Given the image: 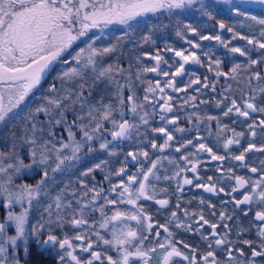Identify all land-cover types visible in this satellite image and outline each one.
<instances>
[{
	"label": "snow or ice",
	"instance_id": "1",
	"mask_svg": "<svg viewBox=\"0 0 264 264\" xmlns=\"http://www.w3.org/2000/svg\"><path fill=\"white\" fill-rule=\"evenodd\" d=\"M222 2L229 6L228 12L242 23L247 22L250 34L245 35L233 25L220 20L219 30H227L232 34L231 39H224L220 32L202 34L191 23H184L177 18L176 35L183 37L188 47L177 49L166 43L163 55L160 49H156L154 54L143 53V56L149 57L154 63L136 70L134 79L144 85L141 100L130 71L125 77V83L121 84L116 79V74L124 76L125 70L118 64L100 65L98 58L116 52L123 42L131 39L139 24V17L157 13L172 16L174 10L199 4L198 10L203 15L215 19L209 9L216 5H206L205 0H0V124L16 121L22 127V134L18 138L12 133L8 151H0V198H3L7 209L5 219L0 221V264H20L15 255L11 258L8 256V248H15L17 242L22 240L27 254L30 237H35L40 245H50L57 250L58 264H104V261L107 264H132L133 258L140 264H176L177 258L180 264H258V261H264V160L260 162V167L246 163L249 153L264 152V144L257 146L249 139L247 146L242 147L238 155L230 151L226 155H220L209 146L205 136L200 135L201 124L205 125L208 137H212L211 124L216 123L215 141L224 150H229L233 145L240 146L245 131H237L236 128L221 123V116L201 114L195 110L186 112L185 115L192 123L196 135L192 139L183 140L174 148L175 153L180 154L179 158L164 155L173 148L176 139L173 132L169 131V125L175 126L180 120L174 112L177 107L175 101H182L179 103L180 109L186 106L198 109L209 101L201 99L197 103L196 94L208 89L215 93L218 86L223 88V92L214 102L218 108L223 105L222 117L234 114L237 118H246V130L251 138L257 136V130L264 133V104L257 102L258 96L264 99V74L256 70V66L264 65V14H253L250 10L252 5L264 7V0ZM112 25L125 26L126 30L107 46H97V42L105 37V30ZM155 27L153 25L149 28L141 36L140 42L155 44L152 38ZM185 32L192 33L197 39H188ZM237 38L246 41V47H230ZM200 41H215L228 52L246 57L247 63H233L229 71H223L222 58H214L211 49L204 51ZM78 42L83 47L73 52L72 49ZM253 50L259 53L256 58L252 56ZM168 53H171V62L165 59ZM136 60L142 62L140 56ZM205 63L208 72L214 73L212 81L207 75L201 79L186 67L203 66ZM57 65L60 67L57 68ZM89 70L94 81L106 78L115 85L113 96L116 105L111 101L105 104L102 99L99 106L86 105L83 83L76 89H63L64 82L83 80ZM53 71L56 72L53 81L62 82L63 94H60L61 90L52 82L45 90L47 95L34 96ZM243 72L249 74L241 80ZM145 73H154L160 78L154 83L152 80L145 81L142 79ZM184 76L188 79L183 86H179L177 79ZM221 77L225 78L224 85L217 83ZM230 81L242 84L243 87L233 89ZM125 89L130 92L126 99ZM188 89H193L196 94H189ZM179 93L184 96L175 95ZM30 95L40 101L35 107L27 103ZM77 105L79 113L75 112ZM147 107H151V111ZM126 109L133 118H125ZM70 110L76 117L71 121L67 118ZM39 114H44L47 118L48 138H44L45 127L37 126L45 124L36 119ZM253 114L259 115L253 118ZM117 115L120 119L116 118ZM156 116L162 126L151 128V131L162 136L163 142L158 143L156 139L150 141V149L155 150L153 153L150 154L148 148L144 147L128 151L124 154L121 166L115 171L109 169L108 159H100L80 172L77 182L81 189L71 187V182H68L54 196L50 194V186L46 181H54L57 172L71 171L85 157L99 150H106L109 157L116 156L113 142L132 140L134 135L146 137L147 131L142 133L140 128L142 125L150 127V120ZM105 122L110 123L111 127L106 128ZM56 126H63L68 135L65 141L60 134L58 144L53 142L57 134L52 129ZM74 128L81 133L79 139ZM174 131L186 133L192 129L175 127ZM106 134L112 139L108 140ZM97 140L100 141L98 149L93 143ZM189 146L192 148L190 152L187 151ZM202 154L209 161L217 162V177L208 176L206 182H201L205 178L200 176L201 165L206 163L201 158ZM25 155L28 157L27 162ZM226 161L238 162L237 166L247 169L250 175L237 174L234 167L225 168ZM132 162H136L135 171L130 172L129 164ZM165 162L174 170L171 175L161 177V170L168 171L164 168ZM98 169L106 172L105 180L109 182L107 191L103 187H89L84 179L89 176L94 179L93 174ZM29 172L42 174L35 184L23 179ZM112 177L118 178L115 183H112ZM17 179L21 182L16 183ZM161 179L175 181L178 194L184 192L185 186H191L215 195L225 193L230 200L221 201L218 214L216 205L207 202L209 214L216 218L213 222L203 212L206 203L203 197L198 199L201 205L199 212L181 208V198L178 197L176 210L171 211L165 223L154 222L142 201H154L159 205L157 212L169 206L168 198H157L168 191L167 188L157 190V183ZM225 180L230 182V191L227 192L224 187L219 186ZM237 194L240 198H237ZM41 196L46 197L49 202L42 206L40 219L30 225L33 202L36 201L39 205ZM68 196L72 198L68 199ZM100 200L103 203L97 205ZM191 202L186 201L188 204ZM16 205L20 206L21 211H14ZM228 205L231 206V212L228 211ZM253 206H256V211L245 227L236 213L240 211L242 216L247 217ZM97 210L99 222L90 221L87 216ZM65 212L68 214L65 215ZM234 217L236 239L231 238L233 225L229 223ZM66 224L80 231L69 236L67 232H63ZM10 226L15 228L14 235L8 232ZM206 226L208 231L205 233ZM56 229H61L62 235H57ZM173 229L199 234L206 250L201 251L199 245L176 240ZM161 230L164 233L162 238ZM252 231L256 234L255 241L240 240L242 234ZM45 233L47 238L41 239ZM93 236L95 240L92 239ZM241 244L248 246V253L243 246H239ZM101 245L114 249L117 256L114 258L107 250H94ZM77 250L89 253V257L82 260L77 255ZM217 252L223 253V259Z\"/></svg>",
	"mask_w": 264,
	"mask_h": 264
},
{
	"label": "flooded vegetation",
	"instance_id": "2",
	"mask_svg": "<svg viewBox=\"0 0 264 264\" xmlns=\"http://www.w3.org/2000/svg\"><path fill=\"white\" fill-rule=\"evenodd\" d=\"M205 4L206 5H213V4L216 5L214 8L209 9L210 11L213 12V14L218 12L221 14H229L231 16V20H228V19L223 18V17H217V18H215L216 20H224L226 23L233 25L237 31L242 32L245 35L250 34L249 30L246 26L247 22L242 23L240 19L236 18L235 16L233 17L232 15H234V14L227 11L229 6L224 4L222 2V0H205ZM198 9H199V4H197L195 6H189L185 9H181V10H183L186 14H190V15H185V19L190 20L192 22H190V21H186V22H188V23L190 22L194 27H197L198 29L203 27L205 30H204V32H201L202 34H209V33L213 34L215 32V29H210L211 24L208 21H205L202 23L198 22L200 17L196 16V15L201 14V12ZM250 10L253 12V14H257V15L264 14V7H262L260 5H252ZM174 11L179 13V14H182V11H180L179 9L174 10ZM151 16H152V14H149V15L144 16V17H139L138 21H141L144 19L146 20L147 18H150ZM229 21H231V22H229ZM140 23L141 22H139L138 26L136 27V30H135L132 38L126 40L125 44H124L127 52L130 53L127 55L130 58H133V57L136 58L137 56H139V50L136 49V45H137V40H139V39H137V37H138L137 31L139 29ZM217 28H218V24H217ZM123 30H126V29H125V26H122V25H116L113 27H109L108 29L105 30V37L102 38L100 41H98L97 45L104 46L103 44H105L108 41V38L112 41H115V38L117 36H120L122 34ZM218 31H221V30H219V28H218ZM230 36H232V34H230ZM230 39H231V37H230ZM233 41L240 42V43L246 42V41L241 40L239 38H237ZM155 43H157L156 45H160V44H162V41H157ZM200 43L208 45V47H209L210 41H200ZM105 45H107V43ZM151 46H152V43H149L148 44L149 49H151ZM79 47H83V44L80 42H78L74 46L72 51L75 52L76 50H78ZM203 49H204V47H203ZM162 50H164V48H162ZM147 51H149V50H147ZM257 55H259V53L255 50H253L252 56L254 58H256ZM166 56L171 57V53H168V55H166ZM236 56L238 58H241L243 60V62L246 61V57H241V56H239V54H236ZM232 65L233 64H232V60H231L230 63H228L226 70L229 71L231 69ZM58 67H59V65H57V68ZM186 67L188 68L189 72H195L196 74H198L201 77V79H203V77L205 75H207V76H209L210 81L214 80V73L208 72L206 63H205V65H203V67L200 65H187ZM135 68H136V64L134 63V69ZM256 70H259V71H261L262 74H264V65L256 66ZM54 74H55V71H53L50 75H48L46 77V79L42 82L40 88L34 93V96H36L38 93H40L43 90V88L45 87L47 82L53 77ZM248 74L249 73H247V72H243L240 79L241 80L245 79ZM147 76H148L147 80H149L150 76H157V74L147 73ZM187 79H188L187 76H184L182 78H178L177 84L179 86H183V83L186 82ZM52 82H55V81H52ZM154 82H155V80H154ZM230 82L232 83L233 89H236L237 87H243L242 84L237 85V83L235 81H230ZM253 82L255 83V81H253ZM217 83H218V85H224L225 84V78L221 77ZM97 89L99 90L100 88H97ZM98 90L94 91L93 94L97 95V93L101 92V90L99 92H98ZM222 92H223V88L219 87V86L217 87L215 93H213L210 89H208V90H205L201 94H196L193 92V89H188L189 94L198 95L197 103H199V100H201V99L209 101L208 104L200 105L198 109H193L191 106H186L184 109H180L179 103H182V101H175V103L177 104V107L174 109V112L176 115H178L180 117V120L177 122V124L175 126L169 125V131L173 132V135L175 136L176 139L173 142V148L167 150L164 153V155H175L177 158H179L180 154L175 153L174 148L179 143L183 142V140L192 139L196 135V131L193 128L192 123H190L186 119V115H185L186 112H192L195 110L200 111L201 114H210V115H215V116H221V123L228 124L230 127L236 128L237 131H245V137L241 140L240 146L233 145L230 147L229 150H224L222 147H218L216 144V141H215V133H216V129H217L216 123L212 122V124H211V129H212V133H213L212 137H208L205 125L201 124L200 125V135L205 136L206 142L209 144V146L213 147L214 151H218V154H220V155H226L228 151L232 152L233 154L238 155L239 152L242 150V147L247 146V142L249 141V139H251L254 143H256L257 146L264 144V133L260 132L259 130H257V136L255 138L249 137L247 130H246V123H245L246 118H244V117L237 118L234 114L230 115L229 117H222V111L224 110L223 105L218 108V107H216L215 102H214L216 99L220 98L219 94ZM175 95L178 97L184 96L183 93H179V94H175ZM236 95H237V97H239V92H237ZM30 96H29V100L27 101V103H29L30 100L33 98V95H30ZM84 96L86 98L85 100L92 99V93H90L89 91L85 90ZM96 102L97 101H95L94 103H96ZM99 102L100 101H98V103ZM257 102L264 104V99H261V97L258 96ZM105 103L107 104V102H105ZM147 110L151 111V107H147ZM125 111H126V117L125 118H133L131 113L128 112L127 109ZM75 112H76V110H75ZM77 113H79V110ZM169 115H172V114L170 113ZM257 115H259V114H253V118H255ZM75 118H76L75 115L72 113V116L70 117V121L75 119ZM248 122H251V121L249 120ZM149 123H150V127L142 125L140 128V131L142 133L147 131L146 137L143 135L142 136H135L134 135L133 136V143L131 142V140H124V141L119 142V143L113 142V147H115L117 155L110 157V159L108 158L109 169L111 171H115V169H117L119 166H121V162L124 160V154L126 152L132 151L137 147H144V148H148V150L151 154L155 150L150 149V147H149L150 141L152 139H156L158 143L163 142L162 136H160L157 133H153L151 131V128L162 126V122L159 120V117L156 116L155 118L151 119ZM105 127L110 128L111 124L107 123ZM175 127L191 128L192 131L186 132V133H179V132L174 131ZM78 133H76V134H78ZM106 136H110V135L106 134ZM141 141H143V143H141ZM93 143H94V146H97V149H98L99 148L98 142L94 141ZM117 148H121V149L118 151ZM187 151H189V152L192 151L191 146L188 147ZM152 158L154 159L155 156H152ZM201 158L206 162L205 164H202L201 168H200V176L205 178V181H201V182H206V178L208 176H212V177L216 178L218 175L216 172V163L217 162L209 161L208 157L204 154L201 155ZM100 159H107L105 150H99L95 153L88 155L87 157L84 158V160L76 168L72 169L71 171L57 172L55 175V178L57 179L55 183L63 185L65 183L71 182V187H73L75 189H81V185L77 182V177L79 176L80 172L85 167L91 166V164L93 162H98V160H100ZM262 160H264V152H253V153L248 154L247 159H246V163L251 165V166L260 167V162ZM135 163L136 162H132L129 164V171L130 172L135 171V167H134ZM237 164H238V162H235V161H230V162L226 161L224 167L225 168L234 167L237 174L246 175V176L250 175V173L247 172V169L240 168L237 166ZM164 168L168 169V171L165 172V171L161 170V172H160L161 177H163L164 175H171L172 171L174 170L171 168V166H169L167 164V162L164 163ZM105 175H106L105 171H101L98 169L94 173V176H96L94 180H96V181H93V178L90 176L86 177L84 179L88 183L89 187H92L94 185L96 187H103L105 189V191H107L109 188V182L107 180H105ZM189 176H191V173H189ZM117 179L118 178H116V177H112L111 178L112 183H115L117 181ZM219 186L224 187L226 189V192L230 191V182L227 180L222 182ZM161 188H167L168 189L167 193H161L157 197L158 199H162V198H168L169 199L170 204L165 209H162L160 212H157V208H159V205H156L154 201H148V202L142 201V203L145 204V210L149 213V215H151L153 217V221L154 222L158 221L159 223H165V219H166V217H169L171 211L176 210L175 205H176V201H177L178 197L181 198V208H188L189 211H191V212H199L201 210V205L198 203V199L200 197H203L205 202H206L205 205L203 206V212H204L206 218H208L209 220H212L213 222H215L216 218L209 214L207 202L210 201L212 204L216 205L217 214H218L219 211L221 210V201L230 200V197L228 195H226L225 193L215 195V194H211V193H206L202 189L192 188L191 186H185L184 192L178 194V193H176L175 181H165V180L161 179L157 183V190H159ZM71 198H72L71 196H68V199H71ZM113 198H115V197L113 196ZM237 198H240L239 194H237ZM188 200L192 201L191 204L186 203V201H188ZM101 203H103V200L98 201L97 205H99ZM227 207H228V211L231 212V210H232L231 206L228 205ZM0 208L2 209L1 215H3V217L5 218L6 213L4 211L6 209L4 206V202L0 203ZM105 210L109 211L108 208H106ZM255 211H256V206H253L252 212H250L247 217L242 216L240 211H237L236 215L240 216L243 225L245 227H247L249 224V221L252 220V217L254 216ZM178 214H181V213L178 212ZM87 218L90 221L95 220V221L99 222V220H100L99 211L97 210L95 212L90 213L87 216ZM234 221H235V217H234L233 221L229 222L230 225H233V234L231 237L232 239H236ZM10 227H12V226H10ZM10 227H9V229H10ZM222 230L223 229L221 228L220 231H222ZM77 231H80V229H74L72 226L67 225V224L65 225V227L63 229V232H67L69 236H74ZM173 231L176 232V235H175L176 240H184L186 243H190L193 245H199L201 251L206 250V246L201 242L199 234L188 233V232H185L183 230L176 231L175 229H173ZM204 231H205V233L208 231L207 226H206ZM56 234L62 235L61 229H57ZM163 235H164V233L161 230V238L163 237ZM92 239L95 240V237L93 236ZM243 239H251V240L255 241L256 240V234L254 231H252L250 233H244L240 237L241 241ZM146 245H147V242H146ZM239 246H243L246 253L249 252L248 246L242 245V244ZM14 249L15 248H12L11 250L13 252H16V251H14ZM22 250H24L23 243L19 247V250H18L19 253L16 252L17 253L16 255H18L17 257H19L20 264H58V261L56 259L57 250H54L50 245L38 244L37 251L39 253V260L37 262H33V259L30 255V250H28L27 254L25 253V250L24 251H22ZM94 250H99L101 252L107 250L109 255H112L114 258L117 256V253L115 252V250L114 249H108L107 246L101 245V246L94 248ZM13 252L9 253L10 258L13 256ZM77 255H79L82 260H85L89 257V253H81L79 250H77ZM217 255L221 259H223V253L217 252ZM97 264H99V262H97ZM104 264H107V261H104ZM132 264H140V262L138 260H136L135 258H133ZM176 264H180L179 258H177ZM258 264H264V261H258Z\"/></svg>",
	"mask_w": 264,
	"mask_h": 264
},
{
	"label": "rangeland",
	"instance_id": "3",
	"mask_svg": "<svg viewBox=\"0 0 264 264\" xmlns=\"http://www.w3.org/2000/svg\"><path fill=\"white\" fill-rule=\"evenodd\" d=\"M179 10L182 11V14H179V13H177L175 11L173 12L172 16H168L165 13H157V14H152L154 16H152L150 18H147L146 20L144 19V20L139 21L141 23H140L139 29L137 31L138 32L137 39H139V40L136 39L137 40L136 49L139 50V56L142 58V62H137L135 57L130 58V57L127 56L130 53H128L127 50H126V47L124 45L125 42H123L122 47H120L116 52H113V53H110V54H107V55H105L103 57L98 58V63L100 65H107V64L117 65L118 64L120 67H122L125 70L124 76H121L119 73L116 74V79L121 84L125 83V77L128 75V72L130 71L132 73V75H133V84H134V87L136 89L137 95L140 97L141 100H142V97H143L144 85L140 84L139 81H136L134 79L136 70H137V68H140V67H142L144 65L152 66L153 63H154L149 57L143 56V53L150 52V53L154 54L156 49H160L161 54L163 55L164 51L162 50V48H164L166 43L172 45L173 47H175L177 49L187 48L188 47L187 43L185 42V39L183 37H181V36H177L176 35V31H177L176 20H177V18H179L184 23H188L186 21H190V20L185 19V15H190V14H186L181 9H179ZM218 21H220V20H216L215 22H210L211 26L215 29V32L213 34H216L217 32H220V34L222 35V37L224 39H230V37H231L230 34L231 33L227 32V30L226 31L225 30L224 31H218V28H217ZM190 22H192V21H190ZM153 25H155L156 27L154 28V30L152 32V38H153V40H155V42L162 41V44H160L159 46H157L156 44H152L153 49L150 50V51H147V45L149 43L140 42V38H141V36L146 34L148 32V29L151 28ZM113 26H116V25H112L110 27H113ZM185 35L187 36L188 39H197V37H195L192 33L185 32ZM112 42H114V41H112V40H110L108 38V41L106 43L108 45L109 43H112ZM105 44H103V45L107 46ZM201 45H202V49L204 47V49H203L204 51L209 50V48L211 50H213L214 58H216V57L222 58V60H223V64H222L223 71H227L226 69H227L228 63H230L231 60H232V64L233 63H247V58H246V61L243 62V60L241 58H238L236 56V54H232V53L228 52L227 49L223 48L221 45H219L215 41H210L209 47H208V45H205V44H201ZM97 46H99V45H97ZM231 46L246 47V42L240 43V42L233 41L232 45H230V47ZM165 59H168L169 62H171L170 57L165 56ZM134 63L136 64V68L135 69H134ZM165 70H167V69H165ZM55 75H56V72L53 75V77ZM53 77L47 82V84L45 85L43 90L40 93H38L36 96L47 95L48 94L45 90L48 88L49 84L52 83ZM159 78L160 77H158V76H150L149 80H152L153 83H154V80L159 79ZM142 79L147 81V79H148L147 73H145L143 75ZM61 83L62 82L60 80H55V84H56V87H57L58 90H61ZM82 83L85 84V90L89 91L90 93H92V99L85 100V104L86 105L99 106L98 101H101V99L103 100L104 103L105 102L109 103L111 101L114 105H116V100H115V97L113 96V93L115 91V85L110 83L106 78L94 81L90 70L85 73V76H84L83 80L76 79L74 81H66V82H64L63 83V89H76L77 86L82 84ZM97 88H100V89L98 90ZM97 90H98V92L101 90V92L97 93V95L96 94L94 95L93 92L97 91ZM60 94H63L62 90H61ZM129 94H130V92L127 89H125V91H124L125 99L127 98V95H129ZM28 100H29V98H28ZM93 101L94 102L97 101V102L94 103ZM39 103H40V101L36 100L34 98H32L30 100V102H29L31 107H35ZM75 110H76V113L78 112V110L80 112L79 105H77V107H75ZM26 111H27V108L24 109V112H26ZM86 111H87V109L85 108V112ZM72 113H73V111H71V110L67 113V118H68L69 121H70V117L72 116ZM21 115H23V112L21 113ZM116 118L120 119V117L118 115L116 116ZM36 119L39 120V121H44L45 122L44 125H39L38 124L37 126L38 127H41V126L45 127L44 138H48L47 127H46L47 118L45 117L44 114H39L36 117ZM107 123L108 122H105L104 126H106ZM73 130L76 131V133L79 132L76 129H73ZM52 131L57 134L53 138V142H56L58 144L59 139H60V134L63 135V139L65 141L68 139L67 131L65 130V128L63 126H56L55 128L52 129ZM13 132L16 134L17 138L22 134V127L16 121H11L9 123H4V125L0 124V151H5V152L8 151V147L12 143L11 135H12ZM76 135H77V139H79L81 133L79 132ZM106 138L108 140L112 139L110 136H106ZM17 142H18V140H17ZM96 142H98V144H99L98 140ZM131 142L133 143V139L131 140ZM94 147L97 148V146H94ZM117 149L119 151L121 148H117ZM105 153H106L107 159L108 158L110 159V157L108 156V153H107L106 150H105ZM24 158H25V160L27 162L28 157L25 155ZM93 163H95V162H93ZM53 166H54V164H53ZM41 175L42 174L39 173V172L38 173L36 172L34 174L29 172L23 177V179L25 181H27L28 183L35 184L36 181L40 179ZM90 177H92V176H90ZM95 177L96 176H94V179H95ZM94 179H93V181H96ZM56 180L57 179L55 178L54 182L52 181V179H48L46 181V183L50 186V194L52 196H54L65 185V184H63V185L62 184H56L55 183ZM20 182H21L20 179L16 180V183H20ZM1 202H4L3 198H0V203ZM48 202H49L48 199L46 197H44V196H41L39 198V205L37 204L36 201L33 202V208L31 210V213H30V216H29L30 225L35 224L40 219V213L43 211V207L42 206H46ZM5 209H6V207H5ZM14 211H16V212L21 211L20 206L16 205L15 208H14ZM4 212L7 215V209ZM1 213H2V209L0 208V221L5 219L3 217V215H1ZM53 214L55 216V208L54 207H53ZM67 214L68 213L65 212V215H67ZM45 218H47V214H45ZM55 231H57V229ZM8 232H9L10 235H14L15 234L14 226L10 227V229H8ZM46 237L47 236H46V233H45V234H43L41 236V239H45ZM22 243H23L22 240L18 241L14 251L19 253L18 250H19V247H20V245ZM37 247H38V243L36 242V238L35 237H30L29 238V243H28V250H30V255H31L32 259H33V262H37L39 260V253L37 251ZM11 249H12V247L8 248V256H9V253L13 252ZM22 251H24V250H22ZM16 252H13V255H15V257L19 259V257H17L18 255H16L17 254Z\"/></svg>",
	"mask_w": 264,
	"mask_h": 264
},
{
	"label": "trees",
	"instance_id": "4",
	"mask_svg": "<svg viewBox=\"0 0 264 264\" xmlns=\"http://www.w3.org/2000/svg\"><path fill=\"white\" fill-rule=\"evenodd\" d=\"M213 15L215 16V18H217V17H223V18H226L228 20H231V16L229 14H221V13L216 12ZM152 16H154V15H152ZM196 16H199L200 17L199 20H198L199 23H202V22H205V21H208L210 23V22H215V20H216V19H212V18L208 17L207 15H203L202 13L201 14H197ZM232 16L234 17L235 15H232ZM229 22H231V21H229ZM210 29H214V28L212 26H210ZM199 30L201 32H204L205 29L202 27ZM155 44H157V43H155ZM157 46H159V45H157ZM152 49H153L152 46H151V49H149V47L147 45V50L150 51Z\"/></svg>",
	"mask_w": 264,
	"mask_h": 264
}]
</instances>
